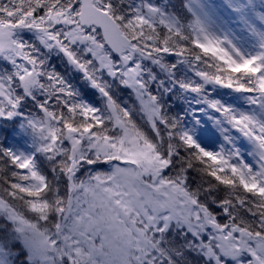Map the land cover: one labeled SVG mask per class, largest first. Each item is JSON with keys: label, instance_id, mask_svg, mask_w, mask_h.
<instances>
[{"label": "snow or ice", "instance_id": "snow-or-ice-1", "mask_svg": "<svg viewBox=\"0 0 264 264\" xmlns=\"http://www.w3.org/2000/svg\"><path fill=\"white\" fill-rule=\"evenodd\" d=\"M255 9L0 0V264H264Z\"/></svg>", "mask_w": 264, "mask_h": 264}, {"label": "rangeland", "instance_id": "rangeland-1", "mask_svg": "<svg viewBox=\"0 0 264 264\" xmlns=\"http://www.w3.org/2000/svg\"><path fill=\"white\" fill-rule=\"evenodd\" d=\"M252 2L255 3L256 5L255 14L258 16L261 13L262 8H264L261 6L262 0H252ZM224 91H227V90H224ZM185 106L188 107L187 101H186ZM196 115L199 116L202 120L207 122L208 129H210L211 132L214 133L213 138H220L219 132L213 127L212 122L208 120V117L206 115H204L203 113H197ZM191 120H192V115L189 113L187 114V121H191ZM234 134L238 137L237 147H240L241 151L245 152L246 154V151L250 150V146L248 145L247 141L242 137L241 134L239 133H234ZM247 159L251 160V157H247Z\"/></svg>", "mask_w": 264, "mask_h": 264}, {"label": "trees", "instance_id": "trees-1", "mask_svg": "<svg viewBox=\"0 0 264 264\" xmlns=\"http://www.w3.org/2000/svg\"><path fill=\"white\" fill-rule=\"evenodd\" d=\"M180 0H172V3L179 4ZM261 11H264V8H262ZM190 17V14H189ZM191 18V17H190ZM174 59V58H173ZM54 64L58 65V61L53 60ZM58 70L63 71V69L58 68ZM229 91V90H227ZM186 101L183 100H177L175 103V106L172 109L171 115H185V110L187 108ZM11 135V126L5 125L3 128H0V137L3 136H10Z\"/></svg>", "mask_w": 264, "mask_h": 264}]
</instances>
